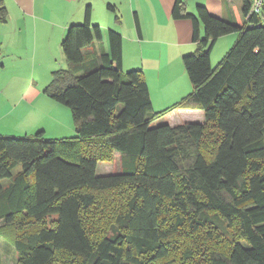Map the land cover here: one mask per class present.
Instances as JSON below:
<instances>
[{"label":"trees","instance_id":"trees-1","mask_svg":"<svg viewBox=\"0 0 264 264\" xmlns=\"http://www.w3.org/2000/svg\"><path fill=\"white\" fill-rule=\"evenodd\" d=\"M252 1L243 0V26L205 5L189 12L177 0L173 8L174 18L193 22L197 49L184 65L204 122L157 120L175 106L153 110L142 70L123 71L115 29L108 30L109 51L88 68L83 49L102 39L90 7L83 23L69 27L62 41L69 66L53 71L44 91L70 107L76 135H0V221L13 233L0 235L13 244L17 264H175L170 254L183 232L222 233L208 211L236 222L245 241L207 247L201 258L187 248L178 264H264V22L250 14ZM230 33L238 38L213 67L211 50ZM209 129L215 145L205 153ZM115 152L124 157L122 171L97 174ZM126 185L125 209L112 234L101 235L88 221L95 191Z\"/></svg>","mask_w":264,"mask_h":264},{"label":"crops","instance_id":"crops-1","mask_svg":"<svg viewBox=\"0 0 264 264\" xmlns=\"http://www.w3.org/2000/svg\"><path fill=\"white\" fill-rule=\"evenodd\" d=\"M176 1L0 0L5 7L0 15V135L20 137L39 131L48 138L76 135L69 110L44 89L50 71L69 66L62 41L72 24L85 21L88 7L92 24L102 30V39L83 49L88 68L97 66L100 55L109 51L108 30L115 29L123 38V71L142 70L153 110L160 113L175 106L157 120L172 126L204 122L205 110L189 98L194 88L184 65V56L197 49L193 22L173 17ZM183 5L189 12L205 5L213 16L240 26L246 23L243 0H183ZM200 29L203 35L202 25ZM237 38L238 33H230L216 41L213 67ZM59 115L64 119L54 118Z\"/></svg>","mask_w":264,"mask_h":264},{"label":"rangeland","instance_id":"rangeland-1","mask_svg":"<svg viewBox=\"0 0 264 264\" xmlns=\"http://www.w3.org/2000/svg\"><path fill=\"white\" fill-rule=\"evenodd\" d=\"M218 46L219 45H217V47L215 48V53ZM62 65L65 67L67 64L65 63ZM127 71L129 70H126L125 72ZM51 79L52 71H50L49 73L48 83L51 82ZM62 106L66 108V110H69L70 116L72 117L70 107H68L67 105ZM121 107L122 106L120 105L119 109ZM55 114L57 113L55 112ZM54 118L59 120L64 119V117H61V115H59V117L55 116ZM211 132L212 131L209 129L203 141V150L205 153L206 151L208 152L209 150H211L210 148L213 149V146L215 145V141H211L210 139L212 135ZM123 162L124 157L121 155V153L115 152L109 161L99 162L97 167V174L106 175L119 173L122 171ZM18 169H20V167ZM18 169L14 170V174L17 173ZM10 181L11 178H5L2 180V183L6 185ZM131 192V187L129 185L119 187L118 189L95 191L96 204L92 208V210L89 211L91 217H94L92 220H90V217L88 221L89 223L93 224L94 227L97 228L98 232L101 235L112 234L111 224L114 221V217L119 212L124 211L127 198L128 196H130ZM207 215L209 220H212L221 228L222 233H219L220 236H218V233L214 232L217 237L211 238L209 237L211 236L209 233L207 236L206 228L199 229L197 232H183L177 238L178 247H175L170 254V258H174V260H176L175 264H178L177 261H180L183 251L187 248H193L194 258H201L202 250L207 247L225 249L226 247L232 246L231 244L235 240L239 239L242 242L245 241L241 236L240 230L238 229L236 222H234V225L229 226L226 219L215 211H208ZM0 227V230L3 231L4 234L12 237L13 233L9 230L8 227H5L3 225L2 221H0ZM0 264H17V253L13 244L4 237H2V235H0Z\"/></svg>","mask_w":264,"mask_h":264},{"label":"built area","instance_id":"built-area-1","mask_svg":"<svg viewBox=\"0 0 264 264\" xmlns=\"http://www.w3.org/2000/svg\"><path fill=\"white\" fill-rule=\"evenodd\" d=\"M256 13L264 18V0H253L251 4L250 14Z\"/></svg>","mask_w":264,"mask_h":264}]
</instances>
